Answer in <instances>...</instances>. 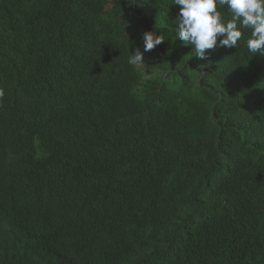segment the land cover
Segmentation results:
<instances>
[{
    "label": "trees",
    "instance_id": "1",
    "mask_svg": "<svg viewBox=\"0 0 264 264\" xmlns=\"http://www.w3.org/2000/svg\"><path fill=\"white\" fill-rule=\"evenodd\" d=\"M179 11L0 0V264H264V55Z\"/></svg>",
    "mask_w": 264,
    "mask_h": 264
},
{
    "label": "clouds",
    "instance_id": "2",
    "mask_svg": "<svg viewBox=\"0 0 264 264\" xmlns=\"http://www.w3.org/2000/svg\"><path fill=\"white\" fill-rule=\"evenodd\" d=\"M173 3L180 6L176 36L186 45H192L198 58L207 59L208 50L217 46H238L242 29H251L246 40L248 51L264 55V0H173ZM218 6L227 7L230 20L223 21ZM142 39L143 51L137 48L129 58L132 65L144 63V53L160 45L164 38L147 31Z\"/></svg>",
    "mask_w": 264,
    "mask_h": 264
},
{
    "label": "rangeland",
    "instance_id": "3",
    "mask_svg": "<svg viewBox=\"0 0 264 264\" xmlns=\"http://www.w3.org/2000/svg\"><path fill=\"white\" fill-rule=\"evenodd\" d=\"M146 61V60H145ZM145 61H144V63H145ZM143 64V63H142Z\"/></svg>",
    "mask_w": 264,
    "mask_h": 264
}]
</instances>
